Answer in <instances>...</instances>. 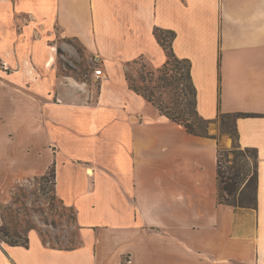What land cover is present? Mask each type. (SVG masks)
I'll list each match as a JSON object with an SVG mask.
<instances>
[{"label":"crops","instance_id":"1","mask_svg":"<svg viewBox=\"0 0 264 264\" xmlns=\"http://www.w3.org/2000/svg\"><path fill=\"white\" fill-rule=\"evenodd\" d=\"M156 28L191 62L203 118L247 113L255 208L218 201L229 136L190 134L131 88L130 63L167 61ZM66 38L99 57L101 78L60 71ZM53 164L80 245L34 228L28 247L0 241V264H264V0H0V202Z\"/></svg>","mask_w":264,"mask_h":264},{"label":"rangeland","instance_id":"2","mask_svg":"<svg viewBox=\"0 0 264 264\" xmlns=\"http://www.w3.org/2000/svg\"><path fill=\"white\" fill-rule=\"evenodd\" d=\"M58 55L60 71L74 75L77 79H90L96 68H102L104 72L101 61L96 62L99 57L88 61L83 56L80 43L72 38L59 41ZM126 70L131 85L141 88L148 96H152L153 91L158 92L153 88V82H150L151 78H156L158 72L144 59L130 63ZM185 84L186 81H182L180 87H184ZM159 90L160 92L156 93L157 97L161 95L158 98L159 101L163 103V106H168L172 90L169 86L159 88ZM224 122L226 126L233 124V118H227ZM224 127L223 120L219 118L217 122L208 124L206 131L220 142L228 136L232 139V143L228 147L221 146L232 150L227 156H223V166L226 168L227 165L232 164L236 155L241 156L240 154L243 153L249 159L247 170L248 179H250L254 175L256 152L242 147ZM41 176L25 180L22 184L18 182L11 190L10 201L7 203L0 202L2 205L0 212L4 215L11 232L18 230L24 234L29 227H34L41 231L45 243L51 246L68 248L80 245L79 227L76 225L74 212L66 207L55 194L53 182L51 180L45 181ZM251 194L254 195V192L251 191ZM0 235L2 234L0 233Z\"/></svg>","mask_w":264,"mask_h":264},{"label":"trees","instance_id":"3","mask_svg":"<svg viewBox=\"0 0 264 264\" xmlns=\"http://www.w3.org/2000/svg\"><path fill=\"white\" fill-rule=\"evenodd\" d=\"M155 34L158 41L164 47L167 54V61L165 64L157 69L158 74L156 78H151L150 82H153V88L158 90L169 86L172 90L170 96V106H163V103L159 101L157 94L153 91L152 96H148L135 85H131L137 93L144 96L148 101L152 102L161 114L165 115L169 119L182 124L185 129L193 135L210 136L206 127L211 123V120L203 118L197 110V90L192 80L191 74V62L188 59H181L174 53L173 41L176 36L174 31L156 28ZM186 68V70H185ZM154 74V73H153ZM182 81H186L184 87H180ZM161 84V85H160ZM247 113H221L218 119L223 120L225 124L224 129L230 134L231 137L239 143V133L237 129V120L241 116H246ZM233 118V124L226 126L227 118ZM240 144V143H239ZM248 150L256 152L255 149L244 147ZM232 150L229 148H218L217 158V187H218V201L219 203L228 204L232 206H240L245 208H255L257 205L256 188H257V164L254 161V175L248 179L247 165L249 159L242 153L236 155L232 164L223 166V156H227ZM257 154L255 155V157ZM228 161V160H226ZM45 181L51 180L54 184V191L56 193V165L53 164L48 171L41 176ZM49 177V178H48ZM247 181V182H245ZM254 192V195L251 194ZM2 206V205H0ZM3 224L0 225V241L5 242L12 246H29L30 237L29 231L34 227H29L24 234L18 230L11 232L10 226L6 222L4 215L2 214Z\"/></svg>","mask_w":264,"mask_h":264},{"label":"built area","instance_id":"4","mask_svg":"<svg viewBox=\"0 0 264 264\" xmlns=\"http://www.w3.org/2000/svg\"><path fill=\"white\" fill-rule=\"evenodd\" d=\"M100 59H96V62H99ZM104 74L103 69L102 68H96L94 71V75L96 77H101Z\"/></svg>","mask_w":264,"mask_h":264}]
</instances>
